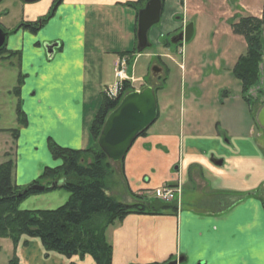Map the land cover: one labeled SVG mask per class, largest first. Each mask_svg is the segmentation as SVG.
I'll use <instances>...</instances> for the list:
<instances>
[{"label": "crops", "instance_id": "crops-1", "mask_svg": "<svg viewBox=\"0 0 264 264\" xmlns=\"http://www.w3.org/2000/svg\"><path fill=\"white\" fill-rule=\"evenodd\" d=\"M53 1L26 3L20 22L44 18ZM134 1L61 0L52 17L41 21L40 28L52 29L45 37L40 34L41 40L33 39L37 31L10 30L17 37L7 49L20 56L22 84L31 88L34 80L38 96L35 113L24 114L26 124L18 133L13 185L27 186L45 167L58 166L48 149L50 140L74 150L90 146L89 126L99 107L101 81L115 78L114 63L122 56L129 58L128 77L143 65L138 66L139 54L129 53L136 44V22L134 10L126 4ZM184 4L179 0L181 8ZM178 15L179 10L168 11L169 20L176 17L171 29L182 28ZM42 42H58L52 57H47ZM177 49H165L161 55L169 57ZM149 59L142 68L150 66ZM204 67L202 60L186 70L192 75L191 86L198 84ZM177 68L185 72L182 63ZM171 100L164 104L169 112ZM227 102L228 98L218 103L209 94L191 92L180 97L174 126L167 128L163 121L149 127L114 163L105 185L117 201L132 204L140 191L164 184L178 186L180 195L176 210L132 213L110 224L105 238L112 249L111 264H168L178 259V264H264V136L250 126L237 128L228 122L219 106ZM201 106L204 112L198 115ZM36 147L45 150V161L33 159ZM30 242L43 248L36 238H29ZM30 255L21 251L18 264H30ZM44 257L56 260L55 264H94L88 255L50 252ZM32 259L35 262L37 257Z\"/></svg>", "mask_w": 264, "mask_h": 264}, {"label": "rangeland", "instance_id": "rangeland-1", "mask_svg": "<svg viewBox=\"0 0 264 264\" xmlns=\"http://www.w3.org/2000/svg\"><path fill=\"white\" fill-rule=\"evenodd\" d=\"M42 1L45 2V0H39L37 2ZM183 2H185L184 7L181 8L178 5L179 0H165L159 23L152 26L147 33L150 47L139 54L141 57L138 61V66L143 64L146 67L147 62L145 63L144 60L150 58L148 61L149 65L151 66L153 64L154 66H162V72L161 70L158 72L151 71L150 66H148L147 69H144L142 68L143 65H141V67L137 68L138 70L134 72L135 76H127L128 79L120 83L115 82L117 81L116 78H112L110 80L103 79L97 93L98 100L100 99L98 106H100L102 96L105 94L102 93L103 90L109 87L118 96L123 82H127L128 84V88L124 93L126 94L136 89H143L146 86H152L153 89L155 87L162 86L161 81L165 77V84H163L162 89L155 91L158 116L150 127L153 126L152 128H155L163 121L166 122L165 126L167 128L174 126V120H176L178 116V104L180 97H186V95L191 92L195 95L209 94L210 100L215 101L217 99L218 103L223 101L224 98H228L227 105H219L222 107V110L224 109L222 115L229 116L228 122L237 128L241 126H250V129L254 128L255 133L256 131L260 132L261 135L263 134V137L264 129L257 124L255 116L264 104L263 97L259 95V92L264 90V74L262 72V68L260 67L258 84L251 87L246 92V98L249 100L250 105L246 104L241 97L240 82L234 77L232 72L237 58L245 53L246 44L241 36L232 32L229 24L230 20L237 22L240 17H245L247 15L257 14L260 16L262 0H183ZM34 3H27V6H31ZM25 4L26 3L20 0H0V28H3L5 33L19 26L21 23L20 19L22 15V7L25 6ZM241 4L243 6L245 5L244 8H246L244 9ZM173 8L175 11H180V15L178 16L182 17L181 21H185L186 23L191 22L193 24V35L191 39L188 42H183L181 47L165 45V41H167V39L169 40L177 33L175 28L171 29V23L176 21V17L174 16L170 20L167 17L168 11ZM49 10L50 8L44 18H38L36 20L39 24V28L36 34L33 35L37 36L36 38H33L34 41L41 40L40 34L45 37L47 33L52 31V29L50 30L49 28H46V26L40 28V22H47L53 15L54 12L49 15ZM12 34L13 33H10V36L7 37L6 43L11 44L14 41L13 39L17 37V34ZM26 42L27 41H25V43ZM48 44L46 42H42L44 51L45 46ZM174 47L178 48L179 52H170L167 54L169 57L161 55L165 49H174ZM148 54L151 56L148 57ZM13 60L14 59L10 61L13 63ZM202 60L205 67L202 69L201 73H198V84L195 83L196 85L191 86L190 83L192 75L188 74L186 70L190 66H197L199 61ZM128 63L129 61L127 60V64ZM179 63L183 64L185 72L183 71L181 73V71L177 68ZM128 67L129 66L126 65V69ZM8 70L9 71L6 70V73L4 71L0 72V164L8 160L12 162V178L14 163L16 161V151L18 152V133L23 127L16 123L15 109L16 106H19L25 115L29 114V112L35 113L33 103L35 100H38V96L35 95L33 90L34 80L31 81L32 85L30 86L31 88H29L28 86L22 84L25 80H23V78L19 85V91L22 90V95H19L18 93V96H15L13 90L17 87V72L16 69L12 67H8ZM144 70L145 73L143 74ZM126 74L129 75V68ZM169 78L170 83L167 81ZM180 78L182 80L181 83ZM29 81L30 79L25 82L28 84ZM167 99H172L171 106L173 107L170 112L169 110L166 111V109H164V104L167 102ZM29 104H32L30 109L28 108ZM249 106H251L252 110ZM203 108L204 106H201L198 115H203ZM248 120L251 121L249 124ZM14 128H18L16 138H13L11 135V130ZM52 142L53 141H51V143ZM32 156L34 160L45 161L47 159L46 152L41 147H36V149L32 152ZM52 160L56 163L55 165L61 164L60 159ZM85 160L87 161L88 159ZM110 163L113 169L115 166L114 163L116 162ZM109 176H112V174ZM44 182L45 181H42V183ZM161 187L162 186L153 189L150 192L140 191V193L134 196L136 202L147 203L155 201L156 204H158V202L168 204V201L161 199L157 195V192ZM68 198L69 193L58 188L28 196L21 202L19 208L22 210H53L63 205ZM170 203L176 206L174 210L178 208L176 200L173 199ZM160 212L167 211L162 210ZM25 238L28 237L21 236L20 240L16 244H13L8 238H0V264H8L10 262L11 264H18L17 254L21 251L31 254L28 259L30 264L56 263V260H49V258L44 257L47 254L50 255V252L45 251L40 247V245L31 242L30 245L27 244L29 238L33 237H29L28 239ZM32 256L37 257L35 262L32 259ZM13 257L14 260H11Z\"/></svg>", "mask_w": 264, "mask_h": 264}, {"label": "trees", "instance_id": "trees-1", "mask_svg": "<svg viewBox=\"0 0 264 264\" xmlns=\"http://www.w3.org/2000/svg\"><path fill=\"white\" fill-rule=\"evenodd\" d=\"M147 1L135 0L126 4L134 10L135 22L138 10ZM164 1L161 0L162 3ZM60 2L61 0L53 1L49 15ZM182 2L183 0H180L181 4ZM229 24L232 32L241 36L246 44L245 53L237 58L232 72L240 82L242 99L250 105L246 92L258 84L260 67L264 74V0L259 17L247 15L240 17L237 22L230 20ZM134 30L136 31V24ZM165 45L172 44L167 40ZM132 52L135 53V48L129 53ZM165 79L164 77L161 81L162 86L154 88V92L162 89ZM21 82V77H18L17 87L13 90L16 96ZM127 88V82H123L117 97L102 96L101 104L89 126L91 144L88 148L74 150L60 147L50 141L49 152L53 159H60L61 164L45 167L38 179L30 185H13L12 162L8 160L0 164V238H8L16 244L21 236L33 237L39 240L45 251L56 252L65 257L78 255L83 258L88 255L94 264H111L112 249L105 238V230L110 224L132 213H158L162 210L173 211L176 208L172 203L156 204L155 201L126 204L115 200L106 192L105 180L112 174L113 169L110 161L97 146L96 140L105 117L117 106ZM259 95L264 99V90L260 91ZM249 108L251 109V106ZM15 115L16 123L24 126L26 118L19 106H16ZM17 132L18 128L11 130L13 138L17 137ZM34 184L43 185L45 188L43 191L33 190L31 186ZM58 188L69 193L68 200L58 208H19L28 196ZM11 260H14V257Z\"/></svg>", "mask_w": 264, "mask_h": 264}, {"label": "water", "instance_id": "water-1", "mask_svg": "<svg viewBox=\"0 0 264 264\" xmlns=\"http://www.w3.org/2000/svg\"><path fill=\"white\" fill-rule=\"evenodd\" d=\"M24 3H34L39 0H20ZM161 0H148L137 12L136 21V51L140 53L150 46L147 38L149 29L159 23L162 12ZM6 33L0 28V46L3 44ZM193 35V24L187 23L183 30L172 36L171 44L188 42ZM48 44V43H47ZM58 42H52L45 46L48 58L52 57L54 48ZM160 68L152 67V71ZM157 117V103L152 86H146L140 91L126 93L117 106L111 110L102 124L96 143L110 162H118L127 153L134 140L151 126ZM257 123L264 128V104L256 117ZM53 184L51 185V187ZM33 190L43 191L44 186L34 184ZM181 259L169 262L178 264Z\"/></svg>", "mask_w": 264, "mask_h": 264}, {"label": "flooded vegetation", "instance_id": "flooded-vegetation-1", "mask_svg": "<svg viewBox=\"0 0 264 264\" xmlns=\"http://www.w3.org/2000/svg\"><path fill=\"white\" fill-rule=\"evenodd\" d=\"M40 26L42 25V22H40ZM184 27V26H183ZM182 28H179L177 30V33L182 31ZM39 28V24L36 22V21H32V22H21L19 24V26H17L14 30L16 29H25L27 31H29L30 33H35ZM4 32L5 30L3 28H1ZM13 32V31H11ZM10 31L6 32V35H5V39H4V42L3 44L0 46V72L4 71L6 73V70H8V67H12L14 69H16V76L19 77L20 73H19V67H20V63H21V60H20V56L17 55V54H12L8 49H7V43H6V39L8 36H10ZM176 33V34H177ZM13 60V63L10 61V60ZM12 64V66H11ZM159 77V76H158Z\"/></svg>", "mask_w": 264, "mask_h": 264}, {"label": "built area", "instance_id": "built-area-1", "mask_svg": "<svg viewBox=\"0 0 264 264\" xmlns=\"http://www.w3.org/2000/svg\"><path fill=\"white\" fill-rule=\"evenodd\" d=\"M125 65L124 60H120L116 63V72L115 75L119 78H123L124 74H123V67ZM106 94L110 97H114L116 95L115 92H113L111 89H107L106 90ZM176 190L175 189H171V188H167V187H162L159 189V191L157 192L158 197H160L161 199L165 200V201H170L172 200L175 195H176Z\"/></svg>", "mask_w": 264, "mask_h": 264}]
</instances>
